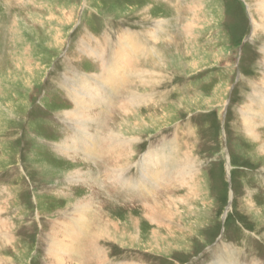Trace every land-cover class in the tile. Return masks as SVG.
<instances>
[{
  "label": "rangeland",
  "instance_id": "rangeland-1",
  "mask_svg": "<svg viewBox=\"0 0 264 264\" xmlns=\"http://www.w3.org/2000/svg\"><path fill=\"white\" fill-rule=\"evenodd\" d=\"M111 133L136 139L119 179L100 139ZM94 134L99 156L87 157ZM142 159L156 182L138 175ZM140 179L171 201L159 213L185 201L162 222L170 231L147 222ZM91 197L119 226L94 243L96 220L75 264H264V0H0L4 264H57L56 223Z\"/></svg>",
  "mask_w": 264,
  "mask_h": 264
},
{
  "label": "bare ground",
  "instance_id": "bare-ground-1",
  "mask_svg": "<svg viewBox=\"0 0 264 264\" xmlns=\"http://www.w3.org/2000/svg\"><path fill=\"white\" fill-rule=\"evenodd\" d=\"M188 27L190 29L192 28L190 25ZM188 31H189V29H188ZM126 41H127V39H126ZM126 48L131 50V57L134 56L133 55L134 53L137 54L138 51L142 49L139 46L138 43H136L135 45L126 47ZM121 49H123V47H121ZM136 54H135V56H136ZM117 57H118V53H117ZM122 62H124V63L127 64V62L124 59H122ZM124 63H121V68H123L125 66ZM124 72H126V71L123 70V72L121 74V75H123L122 77L127 76V74H125ZM146 77H148V76H146ZM102 79H103V81L105 83H109V82H113V81L116 82L117 81L116 79H111V81H109L106 77H103V76H102ZM147 81H149V79ZM138 97L141 99L143 96L140 94ZM135 112H137V111H134L133 114ZM67 115H73L74 116L73 118H76L77 121H80L82 119L83 120V123H84V127H87L86 123L91 121L89 118H87L85 116L82 117V115L81 114H78V112L76 110H72L70 112V114L67 113ZM134 119L136 120V118H134ZM130 123H129V121H127L126 124L127 125L129 124L130 125ZM122 125L125 126L124 124H122ZM133 126H134L133 128L135 129L136 126L134 124H133ZM121 133H122V131H121ZM86 135L87 136H90V133L87 132ZM122 135H123V133H122ZM122 135L121 134H118V133H111L110 139H109V137H107V139H109V142H107V141H105L103 139V136H106V135H102L101 138H100L101 141H103L102 144H104L106 146V148L109 149L110 152L115 153V154H113L114 155L113 160L116 161V164H119L120 162H123V165H124V167L123 168H120V169L108 170L107 172H109L108 175H109V177H111L110 179H112V178H114V179L115 178H118L119 179L120 175H125L126 172L129 171L128 168H130L129 167L130 166V162H127V161H129L128 159L131 158L133 156V154H134V147H133V145H134V142H135L136 139H128V138L126 139V137L125 138H122ZM92 138L93 139H91V141L88 140V141H84L83 142V144L86 147L85 148V151L83 150V153H85V155L87 157L93 156V155H95V156L98 155L99 156L98 151H99L100 145H102V144H98L97 145V144H95L93 142V140H95V142H96V140L98 138V135L96 136L94 134L92 136ZM100 139H98L97 143L99 142ZM72 140H73V143H74L73 144L74 149L76 151H78V150L81 151L82 150V146H81L82 145V142L81 141L78 142L76 140V136H74ZM121 149H125V151L121 152ZM116 153H118V155ZM175 154H177V151H175ZM152 155H153V153H152ZM95 156H94V158H95ZM149 156H151V154ZM154 157H155V155L154 156H151L150 159L153 160V161H155V158ZM146 158L148 160H150L148 156ZM173 159H175V158H173ZM144 160H145V163L139 162L140 164L136 165V166H138V175H139L140 169H141L142 172H143L142 176L144 178L145 177L148 178V176L149 177L152 176L151 180L154 178V181H155V177L152 175V174H154V172H150L149 163L146 164L147 160L146 159H142V161H144ZM157 160H156L157 163L163 164V163H161L163 161H161V160L157 161ZM175 161H176V159H175ZM192 167H193V165H192ZM77 173H79V174L81 173V168L80 167L77 170L75 169V172H73L72 175L76 176V175H78ZM163 174L165 175V172H163ZM191 174H192V172H191ZM80 178H82L83 181H86L87 180V178H85L82 175L80 176ZM134 181H135V184L137 185V187L140 185L139 190H144L145 191V189H147V191L150 192L149 187H146V188L143 187L144 185L141 182V179L140 180H134ZM143 181H144V179H143ZM191 187H192V185H191ZM191 191H194V190L191 189ZM152 192L153 191H151L149 193V198L147 199L148 200L147 203L144 202V203H146V204H144V207H145L144 210L147 211V214H146L147 222H149V223H158L161 227H163L164 229H166L167 228L166 224H163L162 222H164V220L165 221L166 220L168 221V219H170V217H173L174 218V216H179V214H180V212H179L180 211V208H179V205L178 204L179 203H185V201H177L176 205L173 204L176 207V209H174V211H171L170 210L171 208H170V209L167 210V212H160L159 213V211L157 212V208H162V206L165 203L169 204L171 201H167V202H165V201H159L160 199H155L152 195H150ZM95 206H99V204L95 203L94 200H92V197L89 198V199H87V200H85V201L79 202L73 208L74 210H73V217L72 218H63V221L62 222H57L56 223V226L58 227V229L63 231L62 232L63 238L62 237L61 238H58L59 239L58 241H60V240L62 241V242L60 241L61 243H57L55 241V239L52 240V248L49 250V252L50 253H53L54 255L57 256V262H56L57 264H75L74 263L73 256L74 255H80V253H81V256L84 257V255L82 254L83 253L82 251L85 250L86 248L85 247H80L81 244H82L81 241L83 240V237L82 236H87L86 233L88 232V230L91 229V227L93 226V224L96 223V220L98 222L97 228L100 231L101 235L99 236V234L96 233L98 235L93 237V241H95L94 243L99 242V239H101V238L102 239H105V238L115 239V237L113 236V232H112L113 229H112V227L115 228V230H118V226L119 225L116 226V227L115 226H112L113 224H112V222L110 220H107L106 223L101 222L102 214L98 213V209ZM94 207L97 210L94 213V215L95 214H100L99 215L100 217L92 216L93 208ZM1 208L2 207H0V209ZM4 211H2V212H4ZM0 212H1V210H0ZM163 215H168V217L167 218L166 217L164 218V217H162ZM181 215H182V213H181ZM69 216H70V214L68 215V217ZM169 228H167L166 231H170ZM7 229H8V224L5 221H3V219L2 220L0 219V244H5L6 242H10L11 241V236L8 233H6ZM152 234H153V237H154L153 239H156L157 240V243H162V241H159V239H158L159 232H154ZM73 237L74 238H77L76 241H75V243H72ZM90 237H91V235H90ZM95 237H99V238L97 239ZM160 238H161V240H163V243H167L166 240L168 239V237L166 238L165 236H163V237H160ZM95 245H96V247H98L97 244H95ZM150 247L152 248L151 250H159V249H161V246L160 245H156V244L153 245V246L150 245ZM167 247H169V246L167 245ZM98 249L99 250H98L97 253H95V255H99L101 257V260H104V258L107 259V256L105 254L104 255H101V253H103V252L105 253L104 249H102L100 247H98ZM78 250H81V251H78ZM67 251H69V252H67ZM7 252H8L7 250H3V253H7ZM3 253L1 252V254L3 256H5V254H3ZM67 254H69V258L67 257L68 256ZM4 259L0 257V264H4ZM6 259H8V258L6 257ZM76 260H78L79 261V264H81V258H77ZM104 261H103L104 264H109V262H106V260H104Z\"/></svg>",
  "mask_w": 264,
  "mask_h": 264
},
{
  "label": "crops",
  "instance_id": "crops-1",
  "mask_svg": "<svg viewBox=\"0 0 264 264\" xmlns=\"http://www.w3.org/2000/svg\"><path fill=\"white\" fill-rule=\"evenodd\" d=\"M91 228H92V227H91ZM90 230H91V229H90ZM90 230H88V232L86 233V235L89 234ZM96 233H99V232L96 230L94 234H96ZM90 235H91V233H90ZM81 243H82V242H81Z\"/></svg>",
  "mask_w": 264,
  "mask_h": 264
}]
</instances>
